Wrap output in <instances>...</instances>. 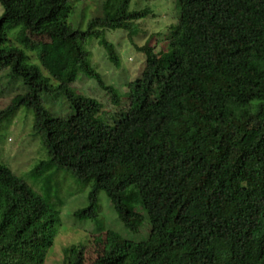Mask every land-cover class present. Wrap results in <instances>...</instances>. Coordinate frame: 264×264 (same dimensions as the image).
<instances>
[{
    "label": "trees",
    "instance_id": "1",
    "mask_svg": "<svg viewBox=\"0 0 264 264\" xmlns=\"http://www.w3.org/2000/svg\"><path fill=\"white\" fill-rule=\"evenodd\" d=\"M176 1V23L154 35L167 54L158 58L153 35L136 48L142 70L110 125L98 119L100 103L73 92L68 77L51 84L15 36L48 39L62 68L95 80L119 106L90 68L84 43L96 39L116 64L105 30L128 31L148 11L103 0L82 29L68 25L66 0H0V69L26 91L0 125L22 105L32 111L49 157L35 171L53 164L90 186L88 205L73 213L78 220L104 231L95 219L103 192L126 230L147 227L142 241L105 230L87 264H264V0ZM33 54L43 64L44 48ZM38 92L67 103L61 134L47 127ZM58 224L53 204L0 164V264H43ZM64 255L67 264L84 262L80 247Z\"/></svg>",
    "mask_w": 264,
    "mask_h": 264
},
{
    "label": "rangeland",
    "instance_id": "2",
    "mask_svg": "<svg viewBox=\"0 0 264 264\" xmlns=\"http://www.w3.org/2000/svg\"><path fill=\"white\" fill-rule=\"evenodd\" d=\"M72 6V12L67 23L72 27L85 28L87 20L99 15V4L103 0H66ZM64 4V3H63ZM65 7V4H64ZM176 0H130L129 11L147 10L148 15L133 21L130 30H105V40L111 43L117 57L114 64L106 55L104 49L97 44L96 39H87L84 48L88 52L90 68L99 74L105 87H111L117 96L119 106L112 104L108 91L102 89L95 80L88 79L83 73H69L57 63L56 53L49 49L50 42L46 38L31 37L18 33L16 41L22 44L31 63L38 65L41 73L48 77L51 84L63 86L68 77L69 87L76 94L92 98L101 105L98 119L111 125L115 117L123 113L127 107V84L139 77L143 67L144 55L137 51L150 35L165 34L167 28L173 26L178 17ZM0 7V14H1ZM155 36L151 45L154 52L159 53L158 58L164 57L168 50L163 41L156 42ZM44 48V62L39 63L33 50ZM68 72V73H67ZM7 72L0 69V116L18 105L20 95L26 93L25 89L17 84L9 85ZM35 100L47 113L49 119L47 127L62 133L64 116L69 112L68 105L63 99H48L39 92ZM43 137L34 130V116L30 109L20 106L9 124L0 125V164L6 165L10 171L22 179L40 197L48 200L58 210L59 224L55 227V236L48 249L43 264H67L64 250L76 246L83 251L84 262L89 263L100 252L103 244L105 230L118 234L121 238L130 241H142L147 234V227L142 221L137 232L126 230L117 219L114 208L103 192L96 197V221L104 227V231H95L96 222L92 220H78L73 213L88 205L87 194L89 185L81 184L69 169L56 165L39 167L40 163H47ZM36 172V173H35ZM38 172V173H37ZM40 173V175H39ZM136 213L142 214L139 207Z\"/></svg>",
    "mask_w": 264,
    "mask_h": 264
}]
</instances>
